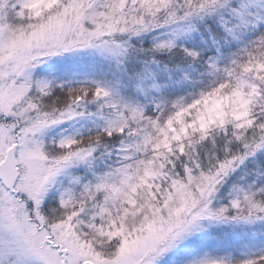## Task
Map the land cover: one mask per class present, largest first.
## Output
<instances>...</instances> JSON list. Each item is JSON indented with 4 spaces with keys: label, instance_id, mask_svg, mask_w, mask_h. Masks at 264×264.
<instances>
[{
    "label": "snow or ice",
    "instance_id": "6c2138e0",
    "mask_svg": "<svg viewBox=\"0 0 264 264\" xmlns=\"http://www.w3.org/2000/svg\"><path fill=\"white\" fill-rule=\"evenodd\" d=\"M0 264H264V0H0Z\"/></svg>",
    "mask_w": 264,
    "mask_h": 264
}]
</instances>
